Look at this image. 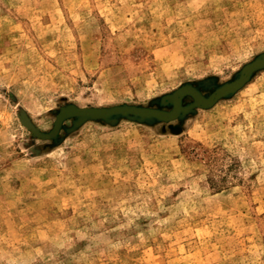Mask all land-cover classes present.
Returning <instances> with one entry per match:
<instances>
[{"label":"rangeland","instance_id":"rangeland-1","mask_svg":"<svg viewBox=\"0 0 264 264\" xmlns=\"http://www.w3.org/2000/svg\"><path fill=\"white\" fill-rule=\"evenodd\" d=\"M0 264H264V0H0Z\"/></svg>","mask_w":264,"mask_h":264}]
</instances>
